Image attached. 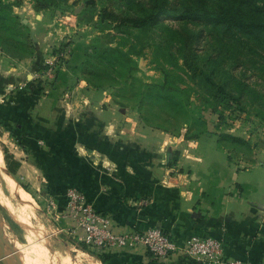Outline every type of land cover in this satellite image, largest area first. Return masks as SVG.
Listing matches in <instances>:
<instances>
[{
  "label": "rangeland",
  "instance_id": "374dc122",
  "mask_svg": "<svg viewBox=\"0 0 264 264\" xmlns=\"http://www.w3.org/2000/svg\"><path fill=\"white\" fill-rule=\"evenodd\" d=\"M156 1L55 0V6L35 10L31 0H1L6 75L26 61L13 75L14 87L58 88L65 105L81 103L82 87L90 86L101 91L95 102L108 97L118 116L130 115L148 131L192 138L208 127L225 133L233 146L264 143V29L179 14L126 28L98 18L102 10L117 18H144ZM168 2L176 15L196 4ZM205 5L246 22H264V0H205ZM61 49L68 55L54 80L38 78ZM26 158L0 126V189L8 194L7 172L32 199L22 226L0 204V264H100L61 221L54 198L43 187L32 191L20 173L15 175L20 166L30 175Z\"/></svg>",
  "mask_w": 264,
  "mask_h": 264
},
{
  "label": "crops",
  "instance_id": "0c3cea01",
  "mask_svg": "<svg viewBox=\"0 0 264 264\" xmlns=\"http://www.w3.org/2000/svg\"><path fill=\"white\" fill-rule=\"evenodd\" d=\"M24 62L7 76L0 55V126L27 157L30 175L22 166L15 175L32 191L43 187L61 212L73 187L115 232L156 227L177 244L213 237L225 257L264 261V143L240 148L208 127L192 138L148 131L118 116L108 97L95 102L101 91L90 86L80 85L78 106L65 105L58 88L14 87ZM99 256L100 264H204L182 255L157 261L143 248Z\"/></svg>",
  "mask_w": 264,
  "mask_h": 264
},
{
  "label": "built area",
  "instance_id": "2783aa9c",
  "mask_svg": "<svg viewBox=\"0 0 264 264\" xmlns=\"http://www.w3.org/2000/svg\"><path fill=\"white\" fill-rule=\"evenodd\" d=\"M67 55L66 49L59 50L55 57L44 63V70L37 77L46 82L53 81L56 71L61 68ZM38 143L42 144V141ZM64 197L65 205L59 218L73 230L78 242L96 257L110 249L143 248L157 261H166L174 255H182L204 264H253L248 260L225 257L222 243L213 237L193 236L182 244H177L168 233L156 227L143 230L132 227L115 232L110 217L97 211L87 201L84 193L67 187ZM260 264H264V261Z\"/></svg>",
  "mask_w": 264,
  "mask_h": 264
},
{
  "label": "trees",
  "instance_id": "16d2710c",
  "mask_svg": "<svg viewBox=\"0 0 264 264\" xmlns=\"http://www.w3.org/2000/svg\"><path fill=\"white\" fill-rule=\"evenodd\" d=\"M34 2V9L35 10H44L47 8H51L52 6H55V0H31ZM1 3V0H0ZM167 14V15H174V16H181L183 19L187 18H206L211 20H217L221 23L232 25L237 28H258V29H264V22H246L240 19H237L230 15L226 10L222 11H213L209 10L205 5V0H196V4L193 7L190 8H184V11L181 13L175 14L174 8L170 5L168 0H157L155 4L152 6L150 13L144 17V18H117L112 13L108 12L107 10L100 11L98 18L99 21L104 20H113L117 25L124 26L126 28L127 26L131 25H141L149 23H153L155 20H157L161 15ZM226 137V136H225ZM8 170L11 173H15V169L7 165ZM100 261L103 263L102 257L98 256Z\"/></svg>",
  "mask_w": 264,
  "mask_h": 264
},
{
  "label": "bare ground",
  "instance_id": "6f19581e",
  "mask_svg": "<svg viewBox=\"0 0 264 264\" xmlns=\"http://www.w3.org/2000/svg\"><path fill=\"white\" fill-rule=\"evenodd\" d=\"M3 177L6 182L5 186L8 194L3 193L0 189V204L9 212V214L12 215L13 220L15 222H17L21 226L26 225V217L23 215H27L30 213L32 209V199L25 191L21 189V187L17 184V182L11 177L9 173L4 172ZM12 203H16L19 209L18 211H20V213L15 212L16 210L12 206Z\"/></svg>",
  "mask_w": 264,
  "mask_h": 264
}]
</instances>
